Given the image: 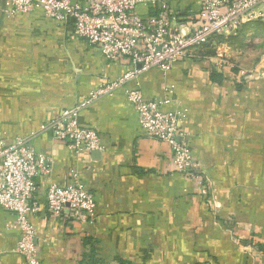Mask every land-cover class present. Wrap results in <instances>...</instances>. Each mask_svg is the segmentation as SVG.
<instances>
[{"label":"crops","instance_id":"1","mask_svg":"<svg viewBox=\"0 0 264 264\" xmlns=\"http://www.w3.org/2000/svg\"><path fill=\"white\" fill-rule=\"evenodd\" d=\"M201 2L160 0L136 11L154 15L164 6L185 32ZM258 26L264 29L245 28ZM236 32H224L168 70L139 76L145 96L169 101L162 111L184 114L181 129L199 163L198 177L189 178L174 171L168 144L143 134L123 90L80 112V124L97 131L100 150L75 154L58 141L46 123L133 66L105 61L70 22L40 10L11 13L0 0V139L29 138L51 163L50 173L37 179L39 210L29 216L40 264H89L86 238L102 264H264L255 245L264 246V69L257 65L244 78L251 70L231 62L236 55L225 44ZM72 172L96 200L92 223L47 211L48 183L67 184ZM17 239L13 215L0 206V264H26Z\"/></svg>","mask_w":264,"mask_h":264},{"label":"built area","instance_id":"2","mask_svg":"<svg viewBox=\"0 0 264 264\" xmlns=\"http://www.w3.org/2000/svg\"><path fill=\"white\" fill-rule=\"evenodd\" d=\"M159 1L5 0V4L11 13L40 10L54 21L70 22L73 34L97 48L105 61L126 60L133 66L116 78L102 81L82 103L62 110L46 123L58 141L75 154L100 150L97 131L80 124V112L88 104L123 90L126 101L136 110L143 134L170 147L174 171L198 177L199 163L192 157L181 129L184 114L162 111L169 101L145 96L139 76L152 68L170 69L187 53L205 47L224 32L254 22L264 24V0H202L196 20L185 32L180 17L164 6L154 15L136 11L138 6L154 8ZM50 171L49 158L38 152L29 138L0 139V206L13 215L18 231L15 250L26 264L41 262L29 216L39 210L35 200L37 179ZM45 195L47 211L54 218L65 212L82 223H92L96 218V200L82 185L78 172H72L67 184L48 183Z\"/></svg>","mask_w":264,"mask_h":264},{"label":"rangeland","instance_id":"3","mask_svg":"<svg viewBox=\"0 0 264 264\" xmlns=\"http://www.w3.org/2000/svg\"><path fill=\"white\" fill-rule=\"evenodd\" d=\"M258 27L256 29V32L259 30L258 33L253 32L250 28L244 31L240 37L235 36L233 39H229V44H225L236 55V57H230L231 62L234 64L237 60V64L242 65L246 70H251L247 74L245 71L244 78L258 71L255 70L257 65H261L264 69V29L262 26Z\"/></svg>","mask_w":264,"mask_h":264},{"label":"trees","instance_id":"4","mask_svg":"<svg viewBox=\"0 0 264 264\" xmlns=\"http://www.w3.org/2000/svg\"><path fill=\"white\" fill-rule=\"evenodd\" d=\"M252 24H255V25H262L263 23H261V22H254V23H250V24H245V25H243L240 29H238L237 30V32L234 34V35H232L231 36V38H230V40L231 39H233V37H240V35H242L243 33H244V31H246V28L245 27H247V26H249V25H252ZM217 38V37H216ZM233 71L234 72H237V69L236 68H233ZM212 78L214 79V80H221L222 79V77L220 76V74H218V75H212ZM239 83L240 82H238V81H236L235 82V89H237V90H240L241 89V87H240V85H239ZM85 243L86 244H89L90 245V251H89V253H88V262H89V264H102L99 260H98V258L96 257V253H95V249H94V247L91 245V240L90 239H88V238H86L85 239ZM249 243H252L250 240H248L247 241V244H249ZM259 249H261L263 252H264V246H261L260 244H255ZM119 264H124L123 262H120Z\"/></svg>","mask_w":264,"mask_h":264},{"label":"water","instance_id":"5","mask_svg":"<svg viewBox=\"0 0 264 264\" xmlns=\"http://www.w3.org/2000/svg\"><path fill=\"white\" fill-rule=\"evenodd\" d=\"M93 152V151H92Z\"/></svg>","mask_w":264,"mask_h":264}]
</instances>
